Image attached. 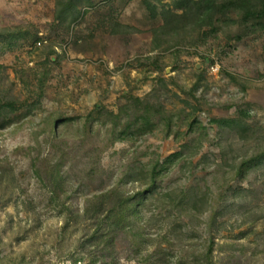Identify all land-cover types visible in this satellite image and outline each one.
Instances as JSON below:
<instances>
[{"label":"rangeland","instance_id":"rangeland-1","mask_svg":"<svg viewBox=\"0 0 264 264\" xmlns=\"http://www.w3.org/2000/svg\"><path fill=\"white\" fill-rule=\"evenodd\" d=\"M176 2L0 0V100L15 105L0 129V264H147L159 247L162 264H264V158L231 172L264 154V30L221 19L177 34ZM142 113L156 126L134 122L113 144ZM175 152L138 218L148 243L117 231L104 248L87 201L121 179L151 189ZM203 195L205 212L180 215Z\"/></svg>","mask_w":264,"mask_h":264},{"label":"trees","instance_id":"trees-1","mask_svg":"<svg viewBox=\"0 0 264 264\" xmlns=\"http://www.w3.org/2000/svg\"><path fill=\"white\" fill-rule=\"evenodd\" d=\"M176 7L183 9V13L178 15L175 14V18L172 20H167V24L170 25L171 29L175 33H180L183 29L186 30L188 27L191 30L202 28L205 26L211 27L212 31H218L222 26L218 25V22L222 19L223 25L234 27V25H239L244 27V29L250 30L254 33L264 30V0H176ZM71 3H74V0H70ZM234 12L236 15H241V18H235ZM163 28V27H162ZM164 31V30H163ZM165 32V31H164ZM160 33H157L155 36L159 37ZM239 38V37H238ZM234 76H232L233 78ZM15 105L11 102L4 101L2 103V99L0 100V129L4 128L12 121L10 119V113H7L9 108H14ZM7 113V114H6ZM246 114V112H243ZM6 114V115H5ZM161 116V115H160ZM10 119V120H9ZM214 122L221 126H226L234 122V120L229 119H221L215 118ZM63 123H67L66 119H60ZM137 122L141 125L142 130H149L147 128H151L156 126L152 123L150 115L140 114L136 117L135 121H132L128 124L125 129L121 131L118 128L113 127L110 133L112 137V143L122 142L127 140L128 135L127 130L131 127V125ZM171 122L169 118V133L172 132ZM190 132H199L200 134L205 133L206 126H204L197 119H193V121L189 124ZM89 131H86L87 134ZM84 142V141H82ZM179 153H173L163 163L160 164L157 161L150 175V184L153 187H146L140 191H137L132 194H128L122 187H120L119 183L125 182L123 179L118 180L117 184L113 186L111 189L100 193L99 195L94 196L92 199L87 201V206L85 207V212L83 215L90 216V218L95 219L97 221V225H100V228L95 229V233L98 234L97 237L101 238V243H105L104 248L107 245H112L116 238L117 231H127L129 232L133 238L135 239V244L139 246V248L143 249V244L146 243L147 239H149L144 233V228L139 224L138 218H141L140 213L142 206L146 203V199L148 196L156 193L154 191L155 184L158 181V175L160 174V170L169 164L175 156ZM264 158V154L259 156L257 159L253 158H243L241 162L236 163L231 171L234 176H238L241 178H245L247 176V172L256 164L253 160H257V164L262 161ZM63 172L59 169L58 176L63 180L62 177ZM61 179H52L53 182H56L57 186H60ZM125 184V183H124ZM155 187V188H154ZM106 198H112V207L111 209H105L104 204ZM158 199H162V197H157ZM184 198V197H183ZM178 199L180 201L181 199ZM172 201V198H171ZM169 202V201H168ZM182 202V201H181ZM190 204V203H189ZM170 205V202H169ZM189 208L185 210L186 205L184 206L183 213L186 214V211L192 212L196 211L198 213H203L208 209V200L203 195L198 198L195 196ZM196 208V210H195ZM171 210V209H170ZM184 215V214H183ZM142 219V218H141ZM102 226V227H101ZM103 228V230H101ZM171 230V229H170ZM101 231V232H100ZM169 231V230H167ZM139 237L141 240L138 241L136 238ZM163 241L174 245V241H171L169 238V233L163 235ZM148 243V242H147ZM162 249L159 247L155 251L146 254L147 264H162V258L158 259L156 253L161 251ZM208 257V254H207ZM205 257L206 262H199V264H208V259ZM186 257H181L178 259L176 264H183ZM77 264V261L74 262Z\"/></svg>","mask_w":264,"mask_h":264},{"label":"built area","instance_id":"built-area-1","mask_svg":"<svg viewBox=\"0 0 264 264\" xmlns=\"http://www.w3.org/2000/svg\"><path fill=\"white\" fill-rule=\"evenodd\" d=\"M213 68V70H215L216 69V67H212Z\"/></svg>","mask_w":264,"mask_h":264}]
</instances>
